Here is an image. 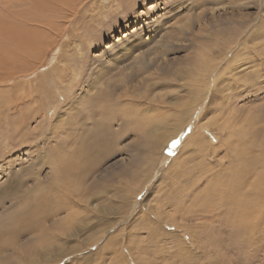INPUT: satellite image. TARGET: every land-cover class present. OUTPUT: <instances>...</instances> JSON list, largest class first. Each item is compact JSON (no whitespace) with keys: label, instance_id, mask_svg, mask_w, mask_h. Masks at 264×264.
<instances>
[{"label":"rangeland","instance_id":"1","mask_svg":"<svg viewBox=\"0 0 264 264\" xmlns=\"http://www.w3.org/2000/svg\"><path fill=\"white\" fill-rule=\"evenodd\" d=\"M92 102L125 111L106 130ZM71 149L92 171L76 223L53 220L52 252L11 264H264V0H0V212Z\"/></svg>","mask_w":264,"mask_h":264},{"label":"bare ground","instance_id":"2","mask_svg":"<svg viewBox=\"0 0 264 264\" xmlns=\"http://www.w3.org/2000/svg\"><path fill=\"white\" fill-rule=\"evenodd\" d=\"M31 40H33V39H31V36L30 37L25 36L24 32H17V36H15V38L13 36V42L16 43V47L18 49L21 48V50H22V48L26 49V47H25L26 44H29L30 45L29 47H31L32 42L34 41V40L31 41ZM42 41L43 40H40L41 44H42ZM39 46H41V45H39ZM131 46H133V45H131ZM143 54H140V55L138 54L133 59V63L135 66L133 65L132 69L137 74H140V72L142 70H147V69L151 68L150 65L152 63L151 62L152 59L151 58L148 59L146 53H143ZM136 64L139 65V67L136 68ZM43 76L44 75H42L41 77H43ZM134 81L135 80L133 79V82ZM89 88L90 87L88 86V88L84 91V93L80 94V96L82 95V97L86 98V100H89V98H90L89 95H91L89 93V91H90ZM98 95L103 100L107 99V97H109L108 93H104L102 91L101 92L98 91ZM79 102H81V101H79ZM74 109H75L74 105L72 107H68L65 110V113L69 115L72 111H74ZM122 111L124 112L125 108H121V107L116 106V107H114V109H111V108L107 109L106 107H103V103L101 105H98L97 103L92 102L91 107L89 108V113L91 115L90 120L92 122H94L96 126H102L103 128L105 127L106 130H108L107 127H109L112 124L111 121H113L116 118L118 119V117H119L118 112H122ZM132 111L135 112L134 109ZM134 112H132V114ZM255 124H256V122H255ZM148 132L151 134L152 129L149 128ZM227 134H228V137L231 138L234 135V131L230 129ZM243 135H244V132H243ZM104 139L102 138V140H104ZM98 142H100V141H98ZM70 147H72V145ZM86 148H87V146H86ZM239 148H241V147H239ZM239 148H237V149H239ZM151 150H153V148H151ZM151 150H149V151H151ZM242 154H245V153L243 152ZM239 155H240L239 162L243 161V163H245L246 161L242 157L241 153ZM263 155H264V153H263ZM252 163H253L252 167L257 166L256 165L257 163H255L253 161H252ZM41 164L43 165V163H41ZM41 164L39 165L40 168L42 166ZM244 166L247 167L246 163L244 164ZM24 168H22V169H24ZM25 169L26 170H23L20 173L24 175V174H28L29 172H31L29 169H27V168H25ZM257 169L258 168L255 167V171H257ZM51 171L52 172L50 173V175L48 177L41 179V170H37L35 173V176L33 175V177L31 178V180L33 179L36 181H34V182L31 181L30 184L27 185V189H24V191L21 193V195H19V196L15 195L13 201L10 203L12 207L8 206V208H6L5 211L2 210L0 212V214L10 212L7 216L1 215L4 218H0V232H3V231L5 232V230H9L13 234L15 239L18 241L17 246H16V244H14L13 246L10 245L7 247L5 246L3 248L2 247L0 248V252L2 251L5 253V255L3 253L0 255V264H11L12 262L14 263V261H16V260H24L25 256H23L24 253L22 251H24V249H27L29 247H31V249H32V251L30 250L31 253H29L31 258H32V254H33V257H35L34 255L40 254V252L42 253L43 251L44 252L48 251L50 253V251L52 250V247H50V246L53 245L51 243L53 240H51L49 242V240L51 238L47 236L48 230L50 229V227L48 225H50V223H52L53 220L57 223H65L66 224V221L69 217L72 219V221H74V223H76V219L78 216L77 208L79 207V200L81 199V198H79V196H82L88 188V187H85V185H83L84 188H80L78 181L83 180V182H85V180L88 178L87 174L88 173L91 174L92 171H90V168L86 167L84 169L83 175L80 176V173L78 172V168L76 166V152H75V150L73 151L72 149L66 155L58 154L57 159H55V162L52 165ZM243 172H244V175H242V177H248V175L250 173V171L248 170V167ZM32 174H34V172ZM257 174L258 175H255V182L254 183H256L257 186L260 188V187H262V185H264V182L261 181L264 178V172L259 174L257 171ZM234 178H236V173L234 172V169H232V172L229 173L228 184L231 185L229 187L230 188V194H233V195L236 194V195H234L236 197L238 191H236V188H234L236 186V181ZM24 180H26L25 177L21 179L20 188L25 186ZM217 181L219 182L220 179ZM261 183H263V184H261ZM261 190H262V188H261ZM10 191L11 190H8L5 193L9 194V195L15 194V191L12 192L11 194H10ZM86 195H87V193H86ZM21 197H23V198H21ZM26 199H29V200H26ZM31 199H32V201L29 202ZM249 199L250 198L245 197L244 193L240 194V192H239V198L237 200V207L239 206L240 208H242L239 211L242 212V214H243L242 218L244 220L246 219V221L252 220V218H251L252 209H251V206H249V202H248ZM229 200H231V199H229ZM51 201L53 202L52 206H50V204H52ZM84 201H86L88 203V198H86ZM86 206H88V205H86ZM233 212H234V210H233ZM11 213H13V214H11ZM63 214H65L66 216L61 219ZM67 216H69V217H67ZM240 220L242 221V219H240ZM253 220H252V222H253ZM224 222H226V221H224ZM250 224L251 223H249V225ZM229 225L233 227L234 221L232 220ZM82 226L88 227L89 223L85 222ZM253 229L256 230L255 228H253ZM52 231L55 233L58 230L57 231L52 230ZM239 231H241V230H239ZM245 231L247 233L246 229H245ZM62 233L63 232H61V234ZM231 234H233V233H229L230 236H231ZM0 235H1V233H0ZM26 235H30V236L25 238ZM232 237H234V235H232L231 238ZM37 244H39L41 246L39 251H36L35 249H33V247ZM15 246L19 247V249H20L19 250L17 248L18 249V251H17L18 256H13V254H17V253H13L14 251H16ZM25 246H26V248H25ZM54 248L55 247H53V250H54ZM20 251H21V253H20ZM32 252H34V253H32ZM73 252H74V250H73ZM39 256L42 257V255H39ZM44 259H45V255L43 257V260ZM35 264H36V262H35Z\"/></svg>","mask_w":264,"mask_h":264},{"label":"snow or ice","instance_id":"3","mask_svg":"<svg viewBox=\"0 0 264 264\" xmlns=\"http://www.w3.org/2000/svg\"><path fill=\"white\" fill-rule=\"evenodd\" d=\"M175 143V142H174Z\"/></svg>","mask_w":264,"mask_h":264}]
</instances>
